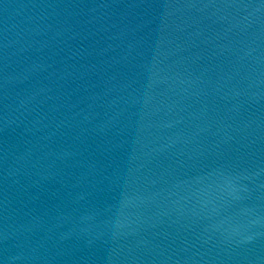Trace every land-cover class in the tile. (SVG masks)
<instances>
[{"label":"water","instance_id":"water-1","mask_svg":"<svg viewBox=\"0 0 264 264\" xmlns=\"http://www.w3.org/2000/svg\"><path fill=\"white\" fill-rule=\"evenodd\" d=\"M0 264H264V0H0Z\"/></svg>","mask_w":264,"mask_h":264}]
</instances>
